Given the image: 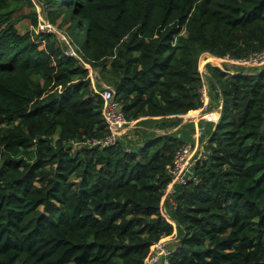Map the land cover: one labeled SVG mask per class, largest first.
I'll return each instance as SVG.
<instances>
[{
	"label": "trees",
	"instance_id": "16d2710c",
	"mask_svg": "<svg viewBox=\"0 0 264 264\" xmlns=\"http://www.w3.org/2000/svg\"><path fill=\"white\" fill-rule=\"evenodd\" d=\"M24 1L0 0V264H145L175 234L170 264H264V65L199 68L264 50V0H38L70 43L37 15L24 33L4 22ZM203 76L221 116L163 207L194 125L86 144L109 133L99 93L172 129L202 107Z\"/></svg>",
	"mask_w": 264,
	"mask_h": 264
},
{
	"label": "built area",
	"instance_id": "2783aa9c",
	"mask_svg": "<svg viewBox=\"0 0 264 264\" xmlns=\"http://www.w3.org/2000/svg\"><path fill=\"white\" fill-rule=\"evenodd\" d=\"M52 24L45 18L40 22V29L42 31H53ZM54 27V26H53ZM181 33H184L182 30ZM58 35L62 39L59 31ZM65 43H70L69 36L64 33ZM73 55H78L75 48L70 46V51ZM206 56H213V60H220L222 62H228L235 66L243 68H259L264 65V50L253 52L243 57H233L229 54L224 57H216L212 54H205ZM230 69V68H229ZM230 71V70H228ZM202 72V71H201ZM202 107L197 116V119H205L209 114L208 98H210V91L208 85L205 83L200 89ZM104 100L103 114L105 121L108 125L109 133L103 138H87L86 144L98 145L101 147H107L114 145L117 140L125 132L126 127L133 125L136 120L128 121L123 112L122 103L115 99L114 92L110 87H105L99 93ZM200 133L199 130L194 134V142H185L177 150L173 163L168 168V173L171 177L170 182L165 189V199L170 197L178 185H186L189 180H196L193 174V168L195 163L205 157L206 151L200 145ZM1 162V155H0ZM165 215H167L165 213ZM173 252V248L169 244V240H160L153 244L151 251L146 259L145 264H170V255Z\"/></svg>",
	"mask_w": 264,
	"mask_h": 264
},
{
	"label": "crops",
	"instance_id": "0c3cea01",
	"mask_svg": "<svg viewBox=\"0 0 264 264\" xmlns=\"http://www.w3.org/2000/svg\"><path fill=\"white\" fill-rule=\"evenodd\" d=\"M200 64H201V61L199 63V66H201ZM240 69H242V67L236 69V71L235 70H233V71L237 72ZM205 77H203L204 83L209 84L208 79H206ZM208 87H209V85H208ZM209 91H210V88H209ZM209 94H210V98H208L209 114L212 113L211 116L215 115V117H213V118H211V117L207 118L206 117L205 119H197L196 120L195 118L190 116V114L192 112H198L199 113L201 110V108H200L198 110L190 112L186 116H183L181 123L177 127L172 128V129H170V128H167V129L156 128L154 126V124L156 123L155 121L154 122H148L147 125L143 126L142 124H140L139 120H136V122L133 125H129L126 127V130L128 129V131L130 133L125 134V132H126V130H125V132L122 134V136H126V139L137 140V139H140V135L142 134L140 130H143L145 128L148 130H156L157 132L164 133L166 131L167 132L177 131L178 129L183 128L186 124L191 123L194 125V131L192 129V125L184 127V129H183V137H185V138L189 137L190 138V139H188V141H185V142H194L195 141L194 134L197 132V130H199V133H200L199 139L201 142L200 145L203 148V150L207 152L208 138L210 137L209 132L214 127V125L218 122L220 115H221V109L220 108L222 106V101L220 99L213 96V93L211 94V92ZM188 117H191L192 121L185 122ZM155 119H158V118H155ZM180 136H181V134H180ZM165 202H166V199L164 197L163 207L165 206ZM164 212H165V210H164ZM173 241L169 240V244L172 248H175L176 244H177V239L174 242Z\"/></svg>",
	"mask_w": 264,
	"mask_h": 264
},
{
	"label": "rangeland",
	"instance_id": "374dc122",
	"mask_svg": "<svg viewBox=\"0 0 264 264\" xmlns=\"http://www.w3.org/2000/svg\"><path fill=\"white\" fill-rule=\"evenodd\" d=\"M13 4H16V3H13ZM9 15H10V18H4L3 21L7 22V21H16L17 20L16 25H17L19 31L22 32V33L26 32L28 30H31L32 18L34 17V15L38 16V19H40V22L45 20V15L41 11L40 3H39L38 0H32L31 2L24 1L21 4H18V6L14 9V11L11 12ZM53 26H52V28H53L52 30H57L56 33H58V31H59L62 39H64V37H65L64 33H66V36H68L67 32H66L67 24L64 27L60 28V29L55 27V26L53 27ZM81 35L82 36L86 35V31L83 30ZM209 60L210 61L206 62V64L203 67L199 66V68H200V70L202 71L203 74L206 72V65L208 63H213V64L218 63L217 61H213L211 58ZM220 64H224L225 66L230 68V72H234L233 70L236 71V69L240 68V66H235V65H232L231 63H228V62H220ZM245 69H249V68H245ZM203 77H205V76H203ZM205 84H207V83H205ZM207 85H209V84H207ZM126 133H130L128 131V129L126 130L125 134ZM176 239L177 238H176V234H175V235L170 236L167 240H170V241L174 240L175 241ZM177 243H178V239H177Z\"/></svg>",
	"mask_w": 264,
	"mask_h": 264
},
{
	"label": "bare ground",
	"instance_id": "6f19581e",
	"mask_svg": "<svg viewBox=\"0 0 264 264\" xmlns=\"http://www.w3.org/2000/svg\"><path fill=\"white\" fill-rule=\"evenodd\" d=\"M209 57L213 60V56H209ZM213 61H218V60H213ZM200 65H201V64H200ZM201 67H202V65H201ZM198 114H199V113L196 112V113L193 115V118H197ZM211 114H212V113L206 115V117L209 118V116H210Z\"/></svg>",
	"mask_w": 264,
	"mask_h": 264
},
{
	"label": "water",
	"instance_id": "95a60500",
	"mask_svg": "<svg viewBox=\"0 0 264 264\" xmlns=\"http://www.w3.org/2000/svg\"><path fill=\"white\" fill-rule=\"evenodd\" d=\"M207 54H209V53H207ZM221 111H222V109H223V105L221 106ZM221 116V115H220ZM188 121H192V118L191 117H188L187 119H186V121L185 122H188ZM167 216V215H166Z\"/></svg>",
	"mask_w": 264,
	"mask_h": 264
},
{
	"label": "clouds",
	"instance_id": "9594fccd",
	"mask_svg": "<svg viewBox=\"0 0 264 264\" xmlns=\"http://www.w3.org/2000/svg\"><path fill=\"white\" fill-rule=\"evenodd\" d=\"M174 249V248H173Z\"/></svg>",
	"mask_w": 264,
	"mask_h": 264
}]
</instances>
